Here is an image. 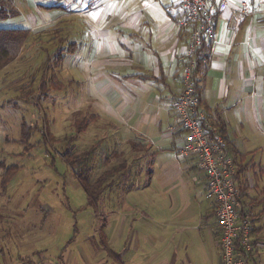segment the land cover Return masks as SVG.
Returning <instances> with one entry per match:
<instances>
[{"label":"crops","instance_id":"1","mask_svg":"<svg viewBox=\"0 0 264 264\" xmlns=\"http://www.w3.org/2000/svg\"><path fill=\"white\" fill-rule=\"evenodd\" d=\"M85 1L61 0L58 15L30 30L54 29L57 51L73 40L61 49L56 74L83 84L85 101L74 102L71 116H94L74 152L86 137L104 162L108 154L121 159L107 186L118 182L111 199L119 203L103 222L109 250L119 264H222L216 205L206 197L197 159L182 153L188 134L174 108L190 42L181 1ZM253 2L252 17L218 14L199 92L206 120L217 132L223 124L232 158L246 166L237 185L240 211L251 224L247 264H264V3ZM61 83L52 91H63Z\"/></svg>","mask_w":264,"mask_h":264},{"label":"rangeland","instance_id":"2","mask_svg":"<svg viewBox=\"0 0 264 264\" xmlns=\"http://www.w3.org/2000/svg\"><path fill=\"white\" fill-rule=\"evenodd\" d=\"M61 4V0H0V8L8 13L17 12L0 20V28L38 29L42 17L59 14L60 8L56 6ZM48 5L56 8L45 14L43 8ZM55 34L54 29L33 31L19 57L0 70V162L6 167L0 168V264H118L103 245L99 231L106 213L119 203L118 198L111 199L118 194V182L104 192L98 215L93 207L87 206L88 196L77 174L84 171L95 180L105 171L118 167L121 159L108 154L104 162L102 151L88 148L90 141L86 137L77 151L71 149L79 158L76 163L71 165L65 158L67 144H72L70 138L79 137L73 123L86 115L81 112L77 114L79 117L71 116L77 108L74 102H84L85 96H82L83 84L61 75L58 78L66 88L52 91L51 86H45L52 92L47 100L42 98L43 80H47L52 69L58 73V64L51 54L58 52V44L53 40ZM68 64L67 60L63 65ZM28 84H32L35 96L30 100L21 94ZM58 95L62 105L50 107L48 104L59 100ZM24 123L32 127L29 139L22 130ZM10 166L20 168L11 170L13 177L3 188L2 177ZM118 174L116 171L112 179ZM142 175L146 177L147 173ZM114 241L112 246L117 249V240Z\"/></svg>","mask_w":264,"mask_h":264},{"label":"built area","instance_id":"3","mask_svg":"<svg viewBox=\"0 0 264 264\" xmlns=\"http://www.w3.org/2000/svg\"><path fill=\"white\" fill-rule=\"evenodd\" d=\"M185 23L190 28L182 88L174 102L188 141L182 148L185 155L196 156L207 178L206 197L216 203L217 219L221 228L222 264H247L253 251L248 219L237 214L239 191L234 179L236 165L227 150L222 134L215 131L200 108V96L194 80L199 48L204 39L212 40L216 31V12L233 10L247 18L254 12L253 0H180ZM258 4L264 0H256ZM213 132V135L211 134Z\"/></svg>","mask_w":264,"mask_h":264},{"label":"trees","instance_id":"4","mask_svg":"<svg viewBox=\"0 0 264 264\" xmlns=\"http://www.w3.org/2000/svg\"><path fill=\"white\" fill-rule=\"evenodd\" d=\"M17 12H11L8 13L6 12L3 7L0 8V20L6 18L7 16L14 15ZM220 12L217 11L216 12V21H217V17L218 14ZM32 35V32L30 29L28 28H23V27H2L0 28V70L4 69L7 65H9L11 62L15 61L20 54V51L23 48V45L25 43H27L28 38ZM211 46V40H207L204 39L202 42V46L201 48H199L198 50V54H197V60H196V68L194 70V80L196 83V88H197V92L200 96V92H199V78H200V74L201 72L204 70V67L206 65V60L208 58L207 52L209 50ZM63 51L59 50L58 53H52L53 56H55L54 60L57 64H60V62L63 59ZM51 73L49 75V77L45 78V80H43V83L41 85V93H45V95H47L46 91H49L46 89L45 86H51L53 89H59L62 88L63 85L61 83V81L59 80L55 69L50 70ZM50 89V88H49ZM33 88H32V84H28L26 86L23 87L21 94L22 97L27 98V100H30L29 98L33 99ZM20 94V95H21ZM44 95V96H45ZM202 106V101L200 99V108ZM94 116L91 117H83V118H79L74 122V127H75V132L77 135H79L81 132H84L89 125L91 124L92 120H93ZM219 127V133L222 134V136L225 139L226 142V146H227V139L225 137V132H224V126L223 124H218ZM25 128V129H24ZM25 136L29 139V134L32 132V127L27 125V124H23V129ZM31 130V131H30ZM211 134L213 135V132H211ZM76 136H72V138H70V142L73 144V142L75 141ZM72 144H70L68 142L67 147L64 151V156L65 158L70 162L71 165H74L76 163V159L77 157L75 156V154H73L72 152ZM228 150V148H227ZM228 152L231 154V152L228 150ZM250 155V154H249ZM232 156V154H231ZM248 156L247 155H242L241 158H246ZM195 160L197 159L196 156ZM233 157V156H232ZM79 159V158H78ZM77 159V160H78ZM241 159V160H242ZM198 161V159H197ZM234 164L236 165V172L234 174V179L236 181V185H237V181L241 178V175L245 172L246 170V166H240L239 161L237 160V157L234 156L233 158ZM197 166L199 168H201L199 166V162H197ZM0 168H6L5 165L3 163L0 162ZM8 171H6L2 177V187L5 188L7 187L10 179L13 177L11 175V170L13 168H20L19 166H10L7 167ZM202 170V169H201ZM117 173H119L121 171V166L118 167H114L110 170L105 171L102 175L98 176L95 180H91V178L89 177V175H87L84 171H80L77 174L78 177V181L80 182V184L82 185L83 189L85 190L87 196H88V204L90 207H93L96 214L100 213V203H101V198L104 194V192L107 189V186L109 184L110 179L115 176ZM207 188V187H206ZM238 188V185H237ZM239 191V200H240V190L238 188ZM216 205V203H215ZM237 214L240 220L245 219V214H243L240 211V207L239 205L237 206ZM215 212H216V207H215ZM217 215V214H216ZM105 227L106 224L102 223L99 227V231H101L102 237L104 239L103 241V245H105L110 253V256L116 259V262L119 264V260H118V254L114 251H110L109 250V242H108V238L107 235L105 233ZM252 244V242H251Z\"/></svg>","mask_w":264,"mask_h":264}]
</instances>
